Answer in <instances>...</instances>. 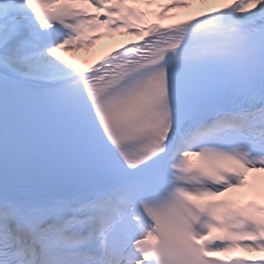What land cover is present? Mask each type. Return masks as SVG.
I'll return each instance as SVG.
<instances>
[{
  "label": "snow or ice",
  "instance_id": "6c2138e0",
  "mask_svg": "<svg viewBox=\"0 0 264 264\" xmlns=\"http://www.w3.org/2000/svg\"><path fill=\"white\" fill-rule=\"evenodd\" d=\"M0 264H264V0H0Z\"/></svg>",
  "mask_w": 264,
  "mask_h": 264
},
{
  "label": "bare ground",
  "instance_id": "6f19581e",
  "mask_svg": "<svg viewBox=\"0 0 264 264\" xmlns=\"http://www.w3.org/2000/svg\"><path fill=\"white\" fill-rule=\"evenodd\" d=\"M176 15H178L179 19L185 18L184 13H178ZM130 40H135V38L117 35L112 39H105V40L98 42L97 46L90 52H81V53H75V54L70 53L69 56L71 58L74 55L75 57H77L79 59L95 58L96 56L100 55L102 52L110 49L111 47L117 46L119 44L127 43Z\"/></svg>",
  "mask_w": 264,
  "mask_h": 264
}]
</instances>
